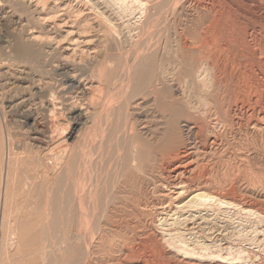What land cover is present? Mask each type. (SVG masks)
I'll return each instance as SVG.
<instances>
[{
  "label": "bare ground",
  "instance_id": "bare-ground-1",
  "mask_svg": "<svg viewBox=\"0 0 264 264\" xmlns=\"http://www.w3.org/2000/svg\"><path fill=\"white\" fill-rule=\"evenodd\" d=\"M112 3L118 5V13L110 9L108 0H0L1 116L22 111L25 119H32L29 126H34L39 112H43L50 122L56 120V113L65 108L73 115L77 129L75 138L77 134L81 135L82 130L85 132H82L81 140L69 148L70 158L66 157L71 159L69 165V160H65L67 144L66 148L63 146L67 150L62 149L61 154L58 143H54L56 146L48 145L51 138L46 137V133L41 139L49 146L48 154L67 165L64 174L57 175L55 179L47 172H41L45 180L42 184L46 183L57 192L51 201L46 200L47 207H50L47 209L55 214L50 223L54 234L49 235L51 238H43L34 250H38L42 264H113L118 259V243L115 242L118 234L113 229L108 235L105 228L118 218L117 204L121 201L125 204L130 198L137 210L142 205L145 188L150 187L155 192L169 191V172L175 170L181 176L188 173L190 168L185 164L181 166V162L188 154L194 153L196 137L205 138L210 125L212 127L218 122L227 124V112L224 110L222 116L218 115L220 90H228L236 84L238 77L235 80L234 76L248 70L242 61L250 62L256 54L247 40V25L242 22V17L243 20L247 16L249 19L254 17L239 5L238 9L233 0H112ZM169 13L175 15L172 20L176 24L172 26L167 23V19L172 17L169 15L167 18ZM137 14L142 18L139 20L138 16L135 23L133 15ZM229 59L237 63V71L229 70ZM7 133L6 140H12ZM72 135L75 136L74 133ZM12 147L7 151L10 158L15 155ZM35 148L30 147V158L35 159V154L41 151ZM197 150L195 154H198ZM188 182H182L183 186L178 182L174 188L183 192ZM198 189L190 194L187 202L176 207L175 212L189 209L200 214L214 202L212 204H216L218 209L232 206L244 214L255 216L261 224L264 222V213ZM91 191L92 197L89 196L92 193L88 194ZM46 195L48 197L49 194L46 192ZM123 195H126V200ZM161 212L169 217L165 208H161ZM129 213L133 214V211ZM176 220H172L173 225ZM167 224L163 225L169 226ZM165 231L161 233L164 241L160 242L167 244V251L170 246L178 254L197 260L209 249L199 244V249L204 251L203 256H199V252L181 240L182 233L179 235L176 229ZM57 234V239L52 237ZM124 236L127 237L126 234ZM176 252L174 258L179 257ZM220 252L205 256L201 261L210 259L214 264H234L248 259L240 256L242 252H236L234 259L229 258L233 262L227 263V255L231 256V253L224 256Z\"/></svg>",
  "mask_w": 264,
  "mask_h": 264
},
{
  "label": "rangeland",
  "instance_id": "rangeland-1",
  "mask_svg": "<svg viewBox=\"0 0 264 264\" xmlns=\"http://www.w3.org/2000/svg\"><path fill=\"white\" fill-rule=\"evenodd\" d=\"M110 1L108 0V3H110L109 4L110 9L115 10L118 13L119 12V9L117 7L118 5H114L112 3V0ZM233 1L236 4L237 8H238V5L240 9L241 7H243L245 10H248L254 17L253 19L250 18L252 19L250 20L247 16L243 20V17L241 16L242 22H244L245 26L247 25L245 28V33L247 32L246 35L248 34L247 40L249 41L251 48L254 49V50L252 49L254 54L255 53L256 54L254 55V60H249L250 62H248V60L242 61L241 64L245 65L248 70L246 72L244 71L245 73L241 72L242 75L236 74V77L234 76L235 80L238 77L237 79L238 81L236 80L235 81L236 84L232 86L235 90L232 89V87L230 88L231 90L230 89L220 90L222 94L221 93L219 94L220 101H219L218 115L222 116L221 112L225 110L227 112L226 115H228L227 117L228 121H226L227 124L224 122L222 123L218 122L214 124L216 126L213 125L211 127L210 125L209 132L210 131L211 132L210 133L207 132V136H205L206 139L204 137L201 138L200 136L198 137V139L196 137L197 147L193 151L194 153L191 152L190 154H188L189 156L187 155L184 158L185 160H182L181 162V164L183 165L180 164L183 167L185 164V167L190 168V169H188V173H186L185 175L182 174L183 177L181 176L180 172H175V170L173 172H169V175H170L169 176V191L155 192V191H152L150 187L145 188L142 205H140L137 210L135 209L136 204L130 198H128L127 201L130 200L131 204H128L129 201L128 202L126 201L127 203L125 202V204H123L124 201H121V203L119 202L117 204V208L119 212L118 211L116 212L118 214V218L116 220H113L114 221L113 224L110 223L108 227L105 228L107 229L106 232H108L107 233L108 235L111 234V232L114 230L117 231L118 237L115 238V242L118 243V250H119L116 254L118 258L117 260H119L117 264L119 263L120 264H207V263L214 264V262L210 259L209 260L204 259L203 261L201 260L205 256H209L210 254L212 255L217 252H220L218 250H221L220 253L224 256H226L227 253H231V256L227 255V258H228L227 263H230L231 261L233 262V260H229V258L234 259L235 256H237L236 254L238 252H242L243 254H240V256L246 259L248 258V259L244 262L243 261L234 262V264L235 263L237 264H264V240H263L264 230H261L264 227V224H263L264 222H262L261 224V222H259V220L256 219L255 216L252 217L253 215H249V214L248 216L246 213L244 214V212L232 206L231 207L230 206L219 207L218 209V206H215L216 204H212L214 202L208 205L206 212L202 211V213L200 214L199 213L194 214L189 209H185L183 211L178 210V212L180 213H178L177 211L175 212V208L178 206H181L183 202L184 203L187 202L190 194L193 193L194 191H197V189L199 188L198 191L202 190V192L204 191V193L206 192V194H209L211 196L215 195L216 197L218 196L220 197L221 195V197H227V200L235 201V203L240 206L242 205L249 206L254 211L264 213V132H263L264 131V120H263L264 119V79H263L264 78V70H263L264 69L263 68L264 67V53H263L264 52V3H262L261 0L260 1L259 0H233ZM236 2L239 4H237ZM241 3H242V6H241ZM169 15H171L172 17L168 18ZM133 16H135L133 19L134 20L133 22L135 23L138 20V16H140L139 20L142 18L141 14H137V16L136 15H133ZM174 16L175 15L171 13H169L167 16L168 18L167 23L170 24V26H172L173 23H175V21H173L175 18ZM246 22L248 24H246ZM246 29L248 30L246 31ZM243 62L244 63L246 62V63L244 64ZM227 64H228L229 70H233V71L238 70L237 63L236 64L233 63L232 59H229ZM239 76H240V79H239ZM224 102H225V105H224ZM62 109H61L62 111L60 110L61 113H59V111L56 113L55 115L56 120L52 119L50 122L47 119L46 115L43 114V112H39L38 116L35 119L34 126H29L32 124L31 122L32 119H25L22 115L23 113L22 111H20V113L19 112H14V113L8 112L9 114L7 113L8 115L6 114V117L3 115L1 116L0 114V124L1 126L2 125L4 126V128L3 126L2 128L0 126V223L3 224V225L1 224L2 226H0L1 227L0 228V234H1L0 238L4 237L2 238L3 240L0 239V242L1 241L5 243L7 242L6 244L2 242L0 243V264H27V262L28 264H42L38 250L36 252L34 250L38 248V245L40 246L43 238L49 237V235L54 234L55 230L53 229L51 222L53 221L55 214L54 212L52 214L51 209H50L51 211L47 209L50 207L49 206L47 207L46 202L49 201V199L51 201V199L54 198L53 196L57 195L56 194L57 192L55 189L51 187L53 189L52 190L50 186H48L46 183L45 185L42 184L43 182H45V180H44V177L42 176L44 174H42L41 172H44V173L47 172L49 177H52V179H55L57 175L64 174V170H66L67 165L64 162L61 163V161L57 160L56 156L55 158L52 157L53 154L52 155L48 154V151H49L48 147L52 145L54 146L60 145L59 147L62 151L61 154H63L62 149H64L65 151L68 149L65 154V160H69L67 163L69 165L71 163L70 161L71 159L66 158L70 154L69 148L71 147V145H73V143L77 144L78 141L81 140L82 138L81 136H83L82 132H84L83 130L81 133L79 131L81 135L77 134L78 137L75 138L77 129H75L76 124L72 117L73 115L71 114V112L67 111L65 108H62ZM229 112L230 114H228ZM11 118L12 119L14 118L15 120L14 119L12 120ZM12 121L13 123H11ZM2 122L5 124H3ZM51 122H52V125L50 124ZM212 123L214 122L212 121ZM11 126L12 128L14 129L17 128V129L14 130L11 128ZM6 129L7 131L5 132ZM49 130L51 131V133ZM28 131H31V132L29 133ZM53 131L55 133H53ZM7 132H9V135H10L9 137H11L10 139H12L10 141L13 144L9 141V138L6 140V138L8 137ZM14 132L15 133L17 132L16 133L17 136H15ZM73 133L75 135L74 137L72 135ZM44 134L46 135V137L51 138L50 139L51 144L49 143L48 144L49 146L45 145L41 141V139H43V136H45ZM12 137H15V138H12ZM64 139L67 140V141L65 140L67 143L64 141ZM26 140L29 142H27ZM29 143L30 145L26 146ZM54 143L55 144L58 143V144L55 145ZM36 145L38 146V148H35ZM40 145L44 146V148L41 147L42 148L41 149ZM65 145L66 147L68 146L67 149H65L66 148ZM33 146L36 150L37 149L39 151L41 150L40 152H37V154H35V159H33L32 157L30 158V155H28V151L30 147H33ZM9 147H12L14 150L15 155L12 158L8 156L7 151ZM196 149H198L197 151H199L198 152L199 155L197 154V152L195 154ZM17 151L20 153L22 152L21 154L22 155L24 154V155L22 156ZM44 154H45L44 157L45 158L47 157L46 159H44L43 157ZM194 155L196 156V158ZM24 156L26 158H24ZM188 157L192 158L193 160ZM68 158H70V156ZM187 159L188 160L190 159V160L188 161ZM58 163H59V166L61 164L60 167L63 166L64 168L63 167L60 168L58 166ZM33 174H35L36 178ZM180 176L182 178H180ZM38 178L39 180H41V182L38 180ZM186 179H188L189 182L185 181ZM192 180L194 181L192 182ZM178 182H181V185L185 182L186 183L188 182V184H185L186 186L185 190L183 192L180 191L181 193L177 189L174 188L175 184H177ZM191 182L193 184H190ZM54 190H55V194H54ZM46 192L47 194H49L48 197L46 195ZM166 192H167V195L165 194ZM91 193L92 191L89 192L88 194H91ZM162 193H164V195ZM177 193H180V194L178 195ZM92 195L93 193L89 196L92 197ZM4 196H5V199H4ZM170 197H172L171 198L172 200L170 199ZM122 198L126 200L125 199L126 195H123ZM4 201H5V205H3ZM119 204H120V207H119ZM168 206L169 208H167ZM161 208L162 209L165 208L166 210L169 211V217H166V215H162ZM212 209L214 210L212 211ZM44 210L45 211L47 210L46 212L48 213H46ZM131 210L133 211V214L129 213ZM45 213H46V216H45ZM109 215L112 216L111 213ZM203 215L204 216L207 215L208 217L206 216L204 218ZM193 216H195L196 219ZM44 217L45 218L48 217L47 220ZM134 217H136V220H134L135 219ZM197 217H199V219ZM126 218H128L129 220H127ZM165 218H166V222H164ZM174 218L175 220L176 218L178 219V222L176 220L177 223H175V225H173V221H172L174 220ZM189 218L192 220H190ZM203 218L204 220L201 221V219ZM112 219L114 218L112 217ZM182 219L185 221V223ZM162 220L164 221L162 222ZM125 221L127 222V224L125 223ZM167 222L169 226H164L163 224H167ZM120 223L121 225H119ZM116 225H119V226H116ZM131 228H133L134 230L133 229L131 230ZM168 229L169 230L176 229L179 235L182 233L180 235L181 240L185 241V243H187V246H189L190 249L194 248V251L196 253L198 252L201 253V254L198 253L199 256H203L202 252H204V251H201V249H199L200 245L201 247L203 246L204 248L206 247L209 248L208 251L205 250L206 253L204 252V256L199 258L200 260L199 259L190 260L189 258H186L185 256H183L181 253L178 254V252L172 250L170 246H169V251H167L166 250L167 244H165V242L161 243L164 241L163 239L161 240V238H163V234L161 233H165L166 232L165 230H168ZM131 233L133 235L132 237H131ZM125 234L127 235V237L124 236ZM57 236L58 234L52 237L57 239ZM121 239L123 240L122 242H120ZM149 240H150V243H149ZM123 242L125 243V245ZM162 244L163 246H160ZM203 244L206 245V247ZM196 245H198V247ZM129 248L130 249L132 248V249L130 250ZM156 248L158 250H155ZM159 248H161V250ZM227 249H229L228 250L229 252L227 251ZM158 251L159 253H156ZM131 252L133 253L131 257L132 259L131 258L126 259L129 254H132ZM175 252L176 254H178L177 256H179L180 258L179 257L174 258L173 254ZM116 261H114L113 264ZM100 263L97 262L93 264H100ZM101 264H105V263H101Z\"/></svg>",
  "mask_w": 264,
  "mask_h": 264
}]
</instances>
